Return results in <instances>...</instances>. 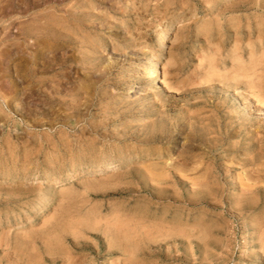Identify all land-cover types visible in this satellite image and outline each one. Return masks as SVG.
<instances>
[{
  "label": "rangeland",
  "instance_id": "374dc122",
  "mask_svg": "<svg viewBox=\"0 0 264 264\" xmlns=\"http://www.w3.org/2000/svg\"><path fill=\"white\" fill-rule=\"evenodd\" d=\"M263 59L264 0H0V264H264Z\"/></svg>",
  "mask_w": 264,
  "mask_h": 264
},
{
  "label": "bare ground",
  "instance_id": "6f19581e",
  "mask_svg": "<svg viewBox=\"0 0 264 264\" xmlns=\"http://www.w3.org/2000/svg\"><path fill=\"white\" fill-rule=\"evenodd\" d=\"M174 27V23H171V24H166V25H163L162 27H161V29H160V39H159V42H158V49H162V48H164L165 47V45L168 43V36H169V32H170V30L172 29ZM43 35H45V34H43ZM42 35V36H43ZM50 35V34H49ZM51 37V36H50ZM41 38V37H40ZM46 38V37H45ZM50 41H52V38L50 39ZM42 43H44V41H42ZM16 45V44H15ZM148 52V51H147ZM58 54V53H57ZM149 57V56H148ZM151 58V57H150ZM52 59V58H51ZM254 59V58H253ZM258 59V58H257ZM257 59H255V60H257ZM53 60V59H52ZM150 60V59H149ZM252 60V59H251ZM260 60H262V59H260ZM59 61V60H58ZM54 62V61H53ZM253 62V61H252ZM255 62V61H254ZM263 62H264V59H263ZM160 63H161V61H160V59H156V60H153V61H151V63L148 65V67H147V69H148V71H149V74L151 75V76H154V85H160L161 84V82L162 81H160V79H159V70H160ZM250 64H252V63H250ZM257 65V64H256ZM256 65H254V66H256ZM261 65V64H260ZM42 66V65H41ZM245 66V65H244ZM250 66V65H249ZM246 67V66H245ZM250 67H252V66H250ZM249 67V68H250ZM244 67H242V69H243ZM241 69V68H240ZM241 69V70H242ZM246 69H248V67L246 68ZM259 69V68H258ZM262 69V68H261ZM260 70V69H259ZM243 71V70H242ZM248 71V70H247ZM251 71V70H250ZM253 71V70H252ZM168 72V71H167ZM173 72V71H172ZM264 72V71H263ZM242 73V72H241ZM257 73V72H256ZM244 74V73H243ZM236 75V74H235ZM106 76V75H105ZM238 76V75H237ZM246 76V75H245ZM173 77V76H172ZM248 77V76H247ZM247 77H244V79H246ZM261 77H263V76H261ZM104 78V77H103ZM234 78V77H233ZM238 78H240V77H238ZM251 78V77H250ZM249 78V79H250ZM253 78V77H252ZM255 78H256V76H255ZM258 78V77H257ZM151 79H153V78H151ZM248 79V80H249ZM61 80V79H60ZM101 80V79H100ZM247 80V79H246ZM253 80V79H252ZM262 80H264L263 78H262ZM251 81V80H250ZM256 81V80H255ZM259 81V80H258ZM261 81V80H260ZM259 81V82H260ZM169 82H171V81H169ZM94 83H95V81H94ZM98 83V82H97ZM163 83V82H162ZM255 83V82H254ZM258 82H256L255 83V85L254 86H256V84H257ZM263 83V82H262ZM248 84H250V82L248 83ZM264 84V83H263ZM196 85V84H195ZM229 86V85H228ZM45 87V86H44ZM250 87H252L251 86V84H250ZM258 87H261V85L259 86V84H258ZM257 87V88H258ZM53 88V87H52ZM59 89V88H58ZM249 89H251L252 90V88H249ZM262 89H264V88H262ZM41 90V89H40ZM56 90V89H55ZM45 91V90H44ZM93 91H95V90H93ZM259 91V90H258ZM263 91V90H262ZM262 91H261V93H262ZM49 93V92H48ZM252 93V92H251ZM254 93V92H253ZM250 94V93H249ZM258 94H260V93H258ZM184 95V94H183ZM88 97V96H87ZM254 98V97H253ZM256 98V97H255ZM64 101V100H63ZM89 102V101H88ZM260 102V101H259ZM190 104V103H189ZM262 106H264V105H262ZM80 109V108H79ZM106 109V108H105ZM75 110V109H74ZM107 110V109H106ZM109 110V109H108ZM121 113V112H120ZM190 115V114H189ZM184 116V115H183ZM133 117V116H132ZM160 119H162V118H160ZM167 119V118H166ZM81 120V119H80ZM112 121H113V119H112ZM165 121H167V120H165ZM164 122V121H163ZM168 123V122H167ZM173 123V122H172ZM192 123V122H191ZM171 124V123H170ZM112 125V124H111ZM153 125V124H152ZM167 125V124H166ZM172 127L174 126V125H171ZM191 126V125H190ZM175 127H176V125H175ZM108 128V127H107ZM154 128V127H153ZM171 128V127H170ZM174 128V127H173ZM166 129H168V128H163V126H162V128H160V133H161V135L160 136H157L158 138H160V140H161V138L163 139V137H165L166 135L164 134V133H166ZM175 131H176V129H174ZM243 131V130H242ZM157 134V133H156ZM156 137V138H157ZM152 138V137H151ZM155 138V137H154ZM168 139V138H167ZM154 140V139H153ZM160 140H158V141H160ZM157 141V140H156ZM161 144V143H160ZM194 150V149H193ZM260 162V161H259ZM264 162V161H263ZM109 169H110V165H106V166H104V167H101V168H99V169H95L94 171H96V172H98V173H104V172H108L109 171ZM85 172V170L84 169H78V170H75V171H73L72 172V174H71V180L72 179H74V178H76L77 176H80L81 174H83ZM148 172V171H147ZM157 173V172H156ZM166 174V173H165ZM157 176H158V174H157ZM156 176V177H157ZM160 176V175H159ZM163 176V175H162ZM191 181V180H190ZM194 180H192V182H193ZM204 181H206V180H204ZM211 182H212V180H211ZM199 183V182H198ZM208 183V182H207ZM194 185H196V184H194ZM200 186V185H199ZM242 186H243V183H242ZM204 187V186H203ZM207 189V188H206ZM244 191V190H243ZM242 191V192H243ZM205 192V191H204ZM196 196V195H195ZM211 203V202H210ZM249 204V203H248ZM231 206V205H230ZM250 206V205H249ZM256 208V207H255ZM145 217V216H144ZM76 218V217H75ZM68 219V218H67ZM79 219H77V221H78ZM148 220V219H147ZM76 221V220H75ZM81 221H83V220H80V222ZM140 222V221H139ZM119 223V222H118ZM79 225V224H78ZM122 225V224H121ZM120 224L119 225H117V226H121ZM134 225V224H133ZM162 225V227H163V224H161ZM83 226V225H82ZM130 226V225H129ZM128 226V227H129ZM115 227V226H114ZM133 227V226H132ZM141 227H143V225L141 226ZM156 227V226H155ZM64 228V227H63ZM116 228V227H115ZM130 228V227H129ZM152 228V227H151ZM173 228V227H172ZM189 228V227H188ZM77 229V228H76ZM75 229V230H76ZM143 229V228H142ZM141 229V230H142ZM163 229V228H162ZM182 229V228H181ZM191 229V228H190ZM71 230H73L72 228H71ZM121 230V229H120ZM150 230V229H149ZM185 230V229H184ZM132 231V230H131ZM135 231H137V230H135ZM143 231V230H142ZM145 232V231H144ZM147 233H148V231H146ZM145 232V233H146ZM152 232V231H151ZM135 234V233H134ZM144 235V234H143ZM262 235H264V234H262ZM136 237V236H135ZM167 239V238H166ZM133 240H134V238H133ZM146 240V239H145ZM141 241H142V239H141ZM135 242V241H134ZM132 248V247H131ZM128 249H129V247H128ZM134 249V248H133ZM130 253H132V254H134L135 252H130ZM137 253V252H136ZM131 254V255H132ZM140 254V253H139ZM144 254V253H143ZM130 259L132 258V256L131 257H129ZM128 258V259H129ZM126 259V258H125ZM136 264V263H135Z\"/></svg>",
  "mask_w": 264,
  "mask_h": 264
}]
</instances>
